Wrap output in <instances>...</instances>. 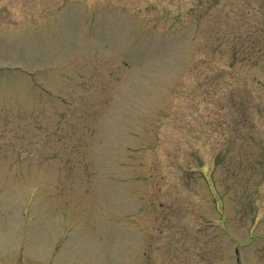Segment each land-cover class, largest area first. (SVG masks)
<instances>
[{
	"label": "rangeland",
	"instance_id": "rangeland-1",
	"mask_svg": "<svg viewBox=\"0 0 264 264\" xmlns=\"http://www.w3.org/2000/svg\"><path fill=\"white\" fill-rule=\"evenodd\" d=\"M0 264H264V0H0Z\"/></svg>",
	"mask_w": 264,
	"mask_h": 264
},
{
	"label": "trees",
	"instance_id": "trees-1",
	"mask_svg": "<svg viewBox=\"0 0 264 264\" xmlns=\"http://www.w3.org/2000/svg\"><path fill=\"white\" fill-rule=\"evenodd\" d=\"M218 72L219 71H217L216 73H215V76H218L221 80H223V78L225 79V78H229V79H232L233 81H239L240 79L238 78V77H236L235 75H233V74H229V76H226L225 74V76H223V71L222 72H220L221 73V75H218Z\"/></svg>",
	"mask_w": 264,
	"mask_h": 264
}]
</instances>
